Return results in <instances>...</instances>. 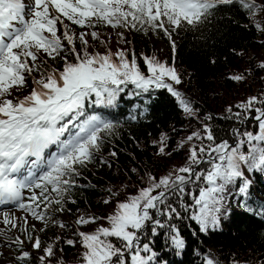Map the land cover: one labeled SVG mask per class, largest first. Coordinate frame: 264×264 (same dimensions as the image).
Listing matches in <instances>:
<instances>
[{"label":"snow or ice","instance_id":"snow-or-ice-1","mask_svg":"<svg viewBox=\"0 0 264 264\" xmlns=\"http://www.w3.org/2000/svg\"><path fill=\"white\" fill-rule=\"evenodd\" d=\"M236 6L252 18L257 31L264 33V23L255 19L258 13H264V0H0V205H15L25 213L22 224L12 213L2 214L5 226L25 234L24 239L16 236L7 242L20 249L16 256L19 264H52L56 242L44 244L30 229L43 232L50 225L68 226L57 222L54 214L66 210L73 189L90 186L78 182L88 165L108 164L103 157L97 161V154L107 137L117 134L119 123L105 117L102 109L116 107L129 85L134 86L136 96L154 88L166 89L185 113L196 116L198 112L174 86L182 83L174 64L141 54L146 74L132 49L90 52V40L106 44L97 28L162 31L175 53L174 32L206 25L217 14ZM118 35L123 39L122 32ZM259 68L264 69V61ZM230 79L243 81L245 76L234 74ZM25 89L28 91L23 94ZM256 104L264 105V99L251 96L236 107L255 109L258 132L233 129L238 137L234 144L227 140L216 143L212 126L204 124L203 135L194 131L186 138L201 141L190 148L187 165L159 178L148 174V186L117 202L114 213L106 216L110 227L79 231L84 249L81 264H128L129 259L130 264H152L157 253L150 243H141L149 224L152 234L166 228L165 235L179 254L186 242L171 221L182 218L181 211L168 198L176 192L184 193L188 183L203 180L207 184L199 188L193 205L179 206L185 212L193 209L185 218L195 221L202 233L219 227L227 186L238 178V192L243 198L240 206L264 215V203L253 208L247 202L252 181L245 177L242 167L264 173V106ZM228 111H232L231 106ZM235 115L239 118L241 113ZM204 138L211 143L205 146ZM166 147L167 138L162 134L159 153L165 154ZM205 156L210 168L196 171L193 166L201 164ZM110 202L104 200L105 204ZM29 216L42 222L43 227L36 229ZM98 219L80 216L76 223L88 225ZM113 237L119 244L110 239ZM26 241L42 253L35 261L31 259L33 252L24 250ZM65 243L74 245L75 241L68 239ZM204 264L220 261L206 253ZM231 264L241 262L233 260Z\"/></svg>","mask_w":264,"mask_h":264},{"label":"trees","instance_id":"trees-1","mask_svg":"<svg viewBox=\"0 0 264 264\" xmlns=\"http://www.w3.org/2000/svg\"><path fill=\"white\" fill-rule=\"evenodd\" d=\"M255 19L264 23V13H258ZM97 30L106 44L90 40V52L132 49L137 53L138 62L146 74L147 68L141 54L155 56L169 65L174 64L182 78V83L174 86L191 101L192 107L198 109V112L196 116L185 113L166 89L154 88L149 93L136 96L132 85L120 94L116 107L102 109L105 117L119 123L117 134L107 137L102 151L97 154V161L103 157L108 164L94 162L88 165V169L83 172L84 178L78 182L82 186H90L73 189L65 204L66 210L54 214L57 222L68 226L60 228L58 224L50 225L40 232L44 244L56 242V255L51 258L52 264H57V261L60 264H81L84 249L78 232H92L101 226L110 227L106 216L114 213L117 202L126 200L141 187L148 186V174L159 178L187 165L190 148L193 145L199 146L201 141H187L186 138L194 131H200L203 135L204 124L212 126L216 143L227 140L229 144H234L238 137L234 135L233 129L241 133H256L259 130L255 109L245 111L236 106L251 96L264 99V69L259 68L261 61H264V33L253 27L252 18L239 6L217 14L206 25L174 32L172 39L176 42L175 53L162 31L150 30L145 33L117 28L113 34L117 47L112 48V39L106 26H99ZM121 32L123 39L118 35ZM129 33L133 35L132 47L125 43ZM149 34L166 43L167 49H156L148 39ZM49 63L53 62L50 60ZM234 74H243L245 79H230ZM27 91L25 89L23 94ZM230 106L231 112L228 111ZM236 113H241V116L237 118ZM132 115L137 118L130 119ZM208 115L212 116L211 120L205 119ZM162 134L167 138L165 154L159 153ZM202 143L206 146L211 142L204 138ZM113 151L116 152L115 156L110 155ZM207 159L205 156L201 164L193 166L196 171L210 168ZM242 167L245 177L252 181L247 202L257 208L264 203V173L248 172L246 166ZM240 182L238 178L235 184L227 186L219 227L207 233L200 232L195 221L185 218L193 209L185 212L179 207L181 203L193 205V198L199 195V188L207 187V184L203 180L188 183L184 193L170 195L168 202L181 211L182 217H174L171 223L180 228L185 238V248L177 254L165 235L168 230L158 229V234H152L149 224L141 235V243H150L157 253L152 264H204L206 253L218 259L220 264H231L233 260H239L241 264H260L264 261V215L247 212L240 206L243 199L238 192ZM106 199L111 202L105 204ZM80 216H96L100 219L95 223L80 225L76 223ZM57 217L69 221H58ZM57 237H60L59 241ZM68 239L74 240L75 244H66ZM110 239L119 244L116 238ZM37 257L33 255L32 261Z\"/></svg>","mask_w":264,"mask_h":264},{"label":"rangeland","instance_id":"rangeland-1","mask_svg":"<svg viewBox=\"0 0 264 264\" xmlns=\"http://www.w3.org/2000/svg\"><path fill=\"white\" fill-rule=\"evenodd\" d=\"M106 28L110 32V36L112 39V48H116L117 42L114 39L113 34L117 31V28H112L109 26H106ZM79 30L80 29L77 28V31ZM148 39L155 45L156 49H160V50L167 49V44L164 43L163 41L156 40L152 34L148 35ZM125 40H128L131 42L130 44H126L128 47L133 46V35L132 34L130 33L127 34ZM4 211H8L12 213L15 217H20V220L18 221V223L20 224L23 223V217L25 216V213L19 208H17L15 205H0V264H19V262L16 260V256L19 254L20 249L14 244H8L7 242L14 240L16 236H20L22 239H24L25 234L21 231H17L16 229H9L8 226H5L2 223V214ZM56 219L62 222L69 221L67 218H62V217H57ZM29 222L30 224L35 223L36 229L43 227L42 222L34 221L32 220L30 216H29ZM30 231H33L34 235L40 236V232H36L33 229H30ZM24 250L33 252V255L35 256H39L42 254L40 252L33 250L31 248V243L27 241L25 242Z\"/></svg>","mask_w":264,"mask_h":264}]
</instances>
